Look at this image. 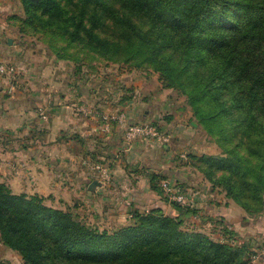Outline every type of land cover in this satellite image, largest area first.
Instances as JSON below:
<instances>
[{"label": "rangeland", "instance_id": "obj_1", "mask_svg": "<svg viewBox=\"0 0 264 264\" xmlns=\"http://www.w3.org/2000/svg\"><path fill=\"white\" fill-rule=\"evenodd\" d=\"M48 1L0 0V60L15 67L14 74L0 75V110L5 104L12 106L9 101H13L16 109L20 100L30 99L33 110L37 109L41 117L33 129L34 134L22 128V120L9 128L0 121V184L13 195L41 197L44 206L69 213L74 219L110 234L134 226V213L166 217L170 222L162 226L167 231L172 228L170 226H176L180 231L202 234L218 244L243 247L233 264H264V131L254 121L248 123L245 109L239 111L232 107L231 93L226 90H222L217 101L208 99L199 104L205 110L223 111L218 118L220 126L209 123L215 129L214 133H209L199 123L188 102L187 93L195 84L204 81L205 76L211 75L215 64L207 60L196 66L199 60L190 54L187 70L179 75L183 87H171L148 60L135 56L134 50L126 49L130 35L123 25L114 21L112 14L126 13L131 22L146 31L160 48L158 59L170 58L182 66L187 54L175 48L173 41L160 30L166 29V25L153 26L139 10L122 9V0H51V6L46 8ZM181 10L185 13L191 9L184 6ZM228 11L230 17L223 25L227 33L239 19L234 7L230 6ZM190 14L195 15L192 11ZM87 30L92 31L93 40L87 36ZM101 39L110 45L106 52L103 44L98 42ZM184 44L187 46L186 41ZM200 50L198 46L191 52ZM204 57L210 55L204 53ZM133 82L143 90L142 94ZM37 92L46 94L39 101L29 98ZM160 92L164 93L162 100L155 101ZM152 96L155 98L151 100ZM97 98L101 99L102 105L113 103L117 112L128 111V119L135 121L133 124L152 123L168 137L167 142H159L160 150L168 154V168L166 172L154 173L155 179L149 184L150 190L152 186L156 189L152 192L157 197L148 200L153 201L151 204L142 201L141 208L130 206L124 224L120 221L110 223L96 207L94 210L81 207L79 199L75 203L66 202L59 195H38L30 188L20 187L17 177L20 162L14 155L20 147L30 145L32 138L40 137L36 133L45 128L42 122L49 116L50 99L53 105L78 103L86 107L93 106V99ZM154 103L158 106L151 107ZM147 109L154 117L137 121L134 111H139L143 117ZM2 113L0 111V115ZM33 114L36 115L34 111ZM219 128L224 130L223 136L219 135ZM164 145H168L167 149ZM61 166L65 168L63 164ZM58 171L56 174L63 180L64 175ZM162 180L186 194L188 202L179 207L170 202L159 188ZM142 221L147 225L150 223ZM160 225L155 222L151 231L163 234L165 229H159ZM139 249L136 242L132 243L129 256L124 257L121 264H142ZM180 249L177 256L186 262L214 264L215 259L209 256L203 261L190 247ZM60 258L54 262L84 264ZM221 260L219 258L217 264H221ZM0 264H27L22 254L10 246L2 231Z\"/></svg>", "mask_w": 264, "mask_h": 264}, {"label": "trees", "instance_id": "obj_2", "mask_svg": "<svg viewBox=\"0 0 264 264\" xmlns=\"http://www.w3.org/2000/svg\"><path fill=\"white\" fill-rule=\"evenodd\" d=\"M122 5L124 10L130 8L142 12L153 26L158 23L166 25L168 29L160 30L173 41L175 48L187 54L182 66L170 58L158 59L160 48L147 32L132 23L126 13L113 12L114 21L123 25L130 35L126 49L134 50L135 56L148 60L166 85L183 87L179 75L187 70L190 54L199 60L196 66L207 60L215 64L211 75L205 76L204 81L195 84L187 93L194 116L209 133L215 131L209 123L220 126L218 118L223 111L205 110L199 104L208 99L217 101L222 90L231 93L234 109L246 110L249 124L254 121L264 131V0H122ZM50 6L51 0L46 8ZM184 6L191 10L182 13L181 7ZM230 6L234 7L239 19L227 33L223 25L230 17ZM191 11L195 13L194 17ZM86 34L93 40L91 30ZM98 42L103 44L105 52L110 48L106 40ZM198 46L201 50L192 53L191 50ZM204 53L210 57L205 58ZM218 132L223 136L222 128ZM147 177L149 184L153 183L154 173ZM227 187L232 188V185L227 184ZM151 189L156 190L153 186ZM40 198L13 195L0 184V231L27 264H56L54 260L59 257L66 262L121 264L122 259L129 256L134 242L140 246L142 264L172 261L196 264L177 256L182 250L180 247H190L203 261L210 256L215 259L214 264L219 258H222L221 264H233L243 251V247L218 244L202 234L180 231L176 226H170L172 228L167 231L162 225L170 220L152 214L141 216L134 213V226L110 234L74 219L69 213L44 206ZM142 220L149 221V225ZM155 222L161 224L159 229H165L163 234L151 231Z\"/></svg>", "mask_w": 264, "mask_h": 264}, {"label": "crops", "instance_id": "obj_3", "mask_svg": "<svg viewBox=\"0 0 264 264\" xmlns=\"http://www.w3.org/2000/svg\"><path fill=\"white\" fill-rule=\"evenodd\" d=\"M133 85L139 94L143 93L136 82ZM162 92L158 93L155 101L162 100ZM45 94L37 92L29 98L39 101ZM22 96L26 97L27 94ZM150 98L152 100L155 97ZM93 100V106L85 107L78 103L69 106L53 105L50 99L49 116L46 122H42L45 128L43 131L41 129V133H36L40 137L34 140L32 138L30 145L20 147L17 155L13 154L17 157V162H20L16 170L17 177L20 179V187L30 188L38 195H59L66 202L75 203L79 199L81 207L88 210L96 207L97 212L100 215L102 213L110 223L120 221L124 224L127 222V210L130 206L141 208L142 201L151 204L153 201L148 200H155L157 197L150 190L146 177L148 173L166 172L168 154L160 150L158 141L125 142L122 124L112 122L106 126L99 118L100 113H120L116 111L114 104L102 105L101 99ZM9 103L12 106L5 104L0 110L3 111L0 115L1 125L9 128L22 120V128L25 131L31 130L34 134L33 129L41 121V117L37 109L33 110V102L22 99L16 109L13 101ZM157 106L154 103L151 107ZM149 109L143 113V117L135 110V119L140 121V118L154 117ZM15 113L17 116H14ZM124 113L128 123L135 122L128 119V111ZM167 147L168 145H164V149ZM96 163L108 166L109 180L102 181L90 167ZM56 171L61 176L64 175L63 180ZM93 181L98 184L89 188ZM61 182L65 184L62 187L59 185Z\"/></svg>", "mask_w": 264, "mask_h": 264}, {"label": "built area", "instance_id": "obj_4", "mask_svg": "<svg viewBox=\"0 0 264 264\" xmlns=\"http://www.w3.org/2000/svg\"><path fill=\"white\" fill-rule=\"evenodd\" d=\"M15 73V67L12 64L5 63L0 60V75H10ZM45 116H43L44 118ZM99 118L104 125L108 126L112 122L122 124L124 126V141L131 143L137 140H154L158 142H167L168 137L159 132L157 127L148 122L139 124L128 123L124 112L120 113H100ZM91 168L97 172L102 181H107L110 178V171L107 166L102 163L92 164ZM159 188L162 194L170 201L179 204H186L188 197L183 192L179 191L174 185L166 180L159 183Z\"/></svg>", "mask_w": 264, "mask_h": 264}, {"label": "water", "instance_id": "obj_5", "mask_svg": "<svg viewBox=\"0 0 264 264\" xmlns=\"http://www.w3.org/2000/svg\"><path fill=\"white\" fill-rule=\"evenodd\" d=\"M9 43H11V40H9L8 41ZM96 184H98L96 181H93L91 184H90V186H89V188H92L94 185H96Z\"/></svg>", "mask_w": 264, "mask_h": 264}]
</instances>
